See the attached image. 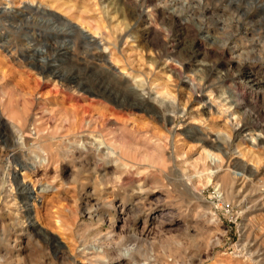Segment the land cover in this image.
Returning <instances> with one entry per match:
<instances>
[{
    "label": "rangeland",
    "instance_id": "1",
    "mask_svg": "<svg viewBox=\"0 0 264 264\" xmlns=\"http://www.w3.org/2000/svg\"><path fill=\"white\" fill-rule=\"evenodd\" d=\"M251 76L264 80V0H0V264H118L128 249L123 264H264V83ZM21 182L40 194L29 233ZM91 247L102 262L83 258Z\"/></svg>",
    "mask_w": 264,
    "mask_h": 264
},
{
    "label": "bare ground",
    "instance_id": "2",
    "mask_svg": "<svg viewBox=\"0 0 264 264\" xmlns=\"http://www.w3.org/2000/svg\"><path fill=\"white\" fill-rule=\"evenodd\" d=\"M11 8V3L9 2L8 5L5 7V10ZM25 8L29 9V10H32V11H39L42 9L41 5L37 4L35 1H30V2H27V4H25ZM78 32V31H77ZM79 33L83 36V39L87 42V44L89 45H96L98 48H101V45L102 43L98 42L95 38V36L91 35L90 36V33H86V31H83V30H79ZM82 38V37H81ZM85 42V43H86ZM92 47V46H91ZM105 49H108L107 47H105ZM74 51V49H73ZM97 53V52H96ZM101 56V55H100ZM99 56V58H100ZM106 60V59H105ZM47 62V61H46ZM46 67L49 69H51V72L54 76H57V71H56V68L49 64V63H46ZM43 68V67H42ZM46 68V69H47ZM108 70L110 68H107ZM129 74V73H127ZM140 76V75H139ZM136 78V77H135ZM250 78H252V82H254V84H256L257 86H262L263 83H264V80H262V78H258L257 77H253L251 76ZM69 81L71 82H74L76 83L77 86H81L82 84L80 82H78L77 80H73V79H68ZM261 88V87H260ZM132 91H136L134 88H131ZM160 92V91H159ZM141 99H143L144 101H147L151 104L152 101H150L149 98L146 97V95L144 94H139ZM233 97H236L235 95H233ZM236 102L237 100L234 99ZM0 109H1V103H0ZM228 109V108H227ZM244 117V116H243ZM85 121V120H84ZM80 122L81 120L78 118V117H74L73 118V121H72V129L75 130L76 127H78L80 125ZM239 124V123H238ZM44 135V134H43ZM42 135V136H43ZM230 135V134H229ZM231 136V135H230ZM45 137V136H44ZM228 137V136H226ZM260 138V135L259 134H252L251 135V143L256 144L257 140ZM224 141L226 143H229L227 142L225 139ZM200 142H203V144H206L208 146H210L213 150L216 149V150H223V142H222V138L221 137H218V138H215V139H211L208 135H203L202 138L200 139ZM110 147V145H109ZM65 148V147H64ZM45 149V148H44ZM212 149H209V148H206L205 151L207 153V155L209 157H211L212 160L216 161L217 162V158H222L221 156V152H216V151H212ZM42 150V148H41ZM46 150V149H45ZM204 151V152H205ZM47 153V151H45ZM111 152V151H110ZM108 152L107 155H111L112 153ZM250 153V154H253L254 153L251 151V150H248V151H243V150H240V154L242 156H247V154ZM120 161V160H118ZM255 162L253 164H236L235 166H240L242 168V173H238L239 175L241 174V176L243 178L245 177H249L250 176H253L255 175L256 173H258V170H259V160H254ZM35 165V163H33ZM123 165V164H122ZM251 165V166H250ZM18 168V167H17ZM229 171V170H228ZM236 171V170H235ZM11 172V171H10ZM211 173L213 175H215L216 171L215 170H211ZM224 173V172H223ZM228 173V172H226ZM225 173V176H223V180L225 181V183L228 185L231 186V191H233V188H234V181L232 180V178H230L231 176L229 174L226 175ZM237 173V172H236ZM235 173V174H236ZM16 175H18L16 173V171L13 173V175L9 174L8 175V182L11 183ZM27 175V174H26ZM27 178V177H26ZM211 179V178H210ZM249 179V178H248ZM16 181V180H15ZM177 183V182H176ZM4 185V184H3ZM19 186V185H18ZM21 187H23L24 190H27V193L28 195L26 196V198L24 199L25 200V205L24 207H21L22 210L20 209L19 213L16 214L15 216V220L17 222H19L18 224L21 225V228L23 231H26L27 233H29V231H31V229H35V228H38V224L33 216V210H32V205L34 207H36V201H38V197H40V194L37 192L36 188H32L30 187V185L26 182H21L20 184ZM5 187V186H4ZM7 187V186H6ZM10 187L12 188L13 190V185H10ZM3 188V186H2ZM229 188V187H228ZM21 189V188H20ZM11 190V191H12ZM142 193V192H141ZM226 193V192H225ZM234 193V191H233ZM232 193V194H233ZM36 194V195H35ZM9 202L10 203H13V205H16L17 204V196H12L10 195L9 196ZM143 197V196H142ZM113 205V204H112ZM124 209V208H122ZM19 210V209H18ZM113 216V215H112ZM147 219V217H146ZM116 220V219H115ZM116 223V222H114ZM139 237V236H138ZM53 238V237H52ZM55 238V237H54ZM53 238V239H54ZM108 240V239H107ZM54 246L57 247L60 251V253H62L63 255H66L67 254V257H68V250L67 248H65L62 244H60V241H58L56 238L54 240ZM209 243V242H208ZM210 244V243H209ZM51 245V244H50ZM99 245V244H98ZM103 246V244H102ZM53 247V246H52ZM90 250L87 252V249L86 251L83 249V251L81 252L82 255H83V258L84 259H88V262H93V261H96V262H102L104 260V257H105V254H106V251L107 249H103V247L100 249V248H97V247H91L89 248ZM134 249V248H133ZM137 250V249H136ZM81 251V250H80ZM78 251V253L80 252ZM135 250H132V249H128L126 251L125 254L122 253V257L123 259L122 260H125V259H130L132 257H134V254L136 253H133ZM18 255V254H16ZM71 256V255H70ZM80 256V255H78ZM137 257V256H136ZM71 258V257H70ZM17 259V258H16ZM122 260L118 262V264H123ZM18 261V260H17ZM22 261V260H21ZM86 261V260H85ZM130 261V260H129ZM135 261V260H134ZM128 262V261H127ZM150 262V261H149ZM105 263V262H104ZM152 263V262H151ZM4 264V263H3ZM93 264V263H92ZM97 264V263H96ZM102 264V263H101ZM109 264V263H108ZM147 264V263H145ZM149 264V263H148Z\"/></svg>",
    "mask_w": 264,
    "mask_h": 264
}]
</instances>
